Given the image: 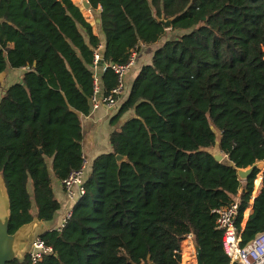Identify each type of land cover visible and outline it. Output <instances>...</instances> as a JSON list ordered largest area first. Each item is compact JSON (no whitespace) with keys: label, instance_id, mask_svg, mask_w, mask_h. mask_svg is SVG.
<instances>
[{"label":"trees","instance_id":"obj_1","mask_svg":"<svg viewBox=\"0 0 264 264\" xmlns=\"http://www.w3.org/2000/svg\"><path fill=\"white\" fill-rule=\"evenodd\" d=\"M88 2L102 37L73 0H0V73L26 70L19 83H0L9 233L34 218L53 221L62 208L53 180L83 162L95 52L104 65H126L152 48L110 124L133 117L89 165L65 229L40 236L53 253L36 264H188L189 236L204 264H230L214 211L238 199L241 230L260 171L242 181L238 169L264 161V0ZM163 15L174 18L169 30L156 18ZM99 80L101 98L118 85L111 68ZM262 183L243 245L264 232V174ZM9 264L34 263L27 254Z\"/></svg>","mask_w":264,"mask_h":264},{"label":"built area","instance_id":"obj_2","mask_svg":"<svg viewBox=\"0 0 264 264\" xmlns=\"http://www.w3.org/2000/svg\"><path fill=\"white\" fill-rule=\"evenodd\" d=\"M135 59L136 54L133 55L130 62L126 65L103 64L101 66V54L99 50L95 52L94 63L92 66L94 72V92L92 96L93 109H98L101 106L107 107L108 109H115L118 107L119 99L124 95L126 89L125 76L133 67ZM108 68H111L118 76V85L108 96L99 98L100 77L97 74V70L101 69L104 73ZM88 168V159L83 155L81 167L78 170L71 172L70 175L61 182L67 200L71 203V207L63 214L58 227L55 229L59 232L65 229L72 217L74 206L86 193L84 185ZM255 191L256 189L254 190L250 206L245 213V219L241 230H239L236 225V219L240 210L239 201L235 200L230 206L214 211L217 215V229L223 232V250L229 257L230 264H264V232L257 234L254 239L245 245H243L242 241V232L245 227L246 220L249 217L250 207L253 202ZM51 253H53V249L47 246L39 237L31 245V250L28 255L30 256L31 261L36 264L41 262L46 255ZM192 264H197V260H194Z\"/></svg>","mask_w":264,"mask_h":264},{"label":"crops","instance_id":"obj_3","mask_svg":"<svg viewBox=\"0 0 264 264\" xmlns=\"http://www.w3.org/2000/svg\"><path fill=\"white\" fill-rule=\"evenodd\" d=\"M96 33V32H95ZM98 36L100 34L96 33ZM102 37V36H101ZM154 49L152 48H143L140 50L138 54H136V59L133 67L126 75V90L122 98L119 99V104L128 98V95L132 89L133 83L137 78L141 68L150 64L153 57ZM25 69L21 70H7V78L5 80V88L10 87L13 84L19 83L23 74L25 73ZM97 74L100 76L103 75L101 69L97 70ZM10 78V85L6 87L7 79ZM3 93H0V99ZM99 98L100 95H99ZM118 109H108L107 107L101 106L98 109H92L91 113L88 116L82 117V130H83V155L88 159L89 165L99 156L103 154L110 153L112 151V147L110 144V135L117 129H119L123 124H125L128 120L133 117V112L127 113L122 117L119 123L116 126H112L111 119L117 114ZM261 185L257 186L256 191L253 198V202L250 207V213H252L254 199L260 194L263 183L261 180V175H259V179ZM256 180V182H257ZM53 182V190L56 198L61 203V210L56 214L55 219L49 223V228L47 230H54L58 227L61 217L63 214L71 207V203L67 200V197L62 188L61 182L56 181ZM259 188V189H258ZM248 219V218H247ZM247 221V220H246Z\"/></svg>","mask_w":264,"mask_h":264},{"label":"water","instance_id":"obj_4","mask_svg":"<svg viewBox=\"0 0 264 264\" xmlns=\"http://www.w3.org/2000/svg\"><path fill=\"white\" fill-rule=\"evenodd\" d=\"M82 7L86 11H92L91 4L88 0H82ZM94 15H97L96 12H93ZM158 22L164 26L166 30L172 28L173 20L166 19L163 15L161 18H158ZM103 65V59L101 61V66ZM7 78V72L0 73V83L2 87H5V80ZM117 162L122 164L127 161L126 157L117 155ZM215 159L217 162L222 163L225 161L222 153L216 154ZM227 162V165L230 167H235L232 162ZM260 171L261 180H263L264 174V161H259L253 166L247 169H238L239 179L246 181L255 170ZM255 201V199H254ZM56 217V216H55ZM55 219V218H54ZM53 219V220H54ZM11 221V204L8 194L6 184L3 180V177L0 174V264H9L14 260H23L24 257L30 252L31 245L34 241L39 238L44 232L51 231L47 230L49 228V223L52 222H42L38 218L26 225L20 227L14 234L9 233V226ZM196 250V260L197 264H204L202 261V250L201 248L194 243Z\"/></svg>","mask_w":264,"mask_h":264},{"label":"rangeland","instance_id":"obj_5","mask_svg":"<svg viewBox=\"0 0 264 264\" xmlns=\"http://www.w3.org/2000/svg\"><path fill=\"white\" fill-rule=\"evenodd\" d=\"M74 1V3L77 5V6H79L80 8H81V10H82V12H83V14L85 15V17L88 19V21L92 24V26H93V29H94V32H96V33H98V34H100V27H99V25H98V23L96 22V18H97V16L96 15H94V13L92 12V11H86V10H84L83 9V7H82V0H73ZM172 37V36H171ZM130 71V70H129ZM128 71V72H129ZM127 72V73H128ZM127 75V74H126ZM10 78H11V76L7 79V81H6V83H7V85H6V87L7 86H9L10 85ZM125 80H126V76H125ZM125 84H126V81H125ZM3 88H5V87H3ZM126 90V89H125ZM213 153H215L217 150H211ZM219 154V153H218ZM224 156V155H223ZM224 158H225V161L227 160V157H225L224 156ZM257 179H259V176H258V178ZM53 182L55 183V181L53 180ZM255 189H256V182H255ZM30 193L32 194V186L30 185ZM236 200H238V199H236ZM247 216H248V213H247ZM187 241H190L191 243H192V249H194V255H195V260H196V250H195V247H194V238H193V236H189L185 241H183V243L184 242H187ZM183 243H182V245H181V249H182V246H183ZM188 264H192L191 262L190 263H188Z\"/></svg>","mask_w":264,"mask_h":264}]
</instances>
